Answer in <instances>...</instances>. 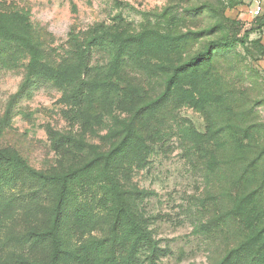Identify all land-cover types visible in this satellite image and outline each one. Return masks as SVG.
Segmentation results:
<instances>
[{
    "label": "rangeland",
    "instance_id": "1",
    "mask_svg": "<svg viewBox=\"0 0 264 264\" xmlns=\"http://www.w3.org/2000/svg\"><path fill=\"white\" fill-rule=\"evenodd\" d=\"M131 6H126V3ZM235 0H0L2 12H24L38 31L47 52L58 59L66 54L70 34L85 36L99 23L116 24L122 12L131 28L146 24L144 12L162 11L170 5L175 13L173 29L185 32L217 26L218 32L199 41H191L182 57L188 58L213 39L233 41L226 52L213 60L216 87L230 95V103L244 126L254 124L264 136V16L251 15L244 4ZM151 19V15L149 16ZM154 21V20H153ZM238 39H244L240 44ZM99 52L92 63L102 62ZM26 61L5 47L0 54V120L10 106L8 123L0 128V151L16 154L30 166L46 173H60L80 166L86 159L83 151L70 145L59 149L55 132L72 134L108 150L106 137L112 117L108 115L93 126L71 122L62 101V90L50 82L35 79L19 93L25 79ZM126 79L140 85L147 97L163 88L159 75L149 77L137 68H128ZM19 93V94H17ZM116 115H124L114 108ZM189 119L204 133L205 114L190 105L170 103L168 108L145 129L160 130L149 137L152 152L142 166H129L120 184L125 189H139L145 195L136 201L135 211L143 218L158 256L152 261L151 250L139 247L135 264H220L242 243H247L227 264H264V235L255 230L239 229L226 211L230 208L228 191H233V166L224 164L223 155H215L213 144L203 150L181 131L179 122ZM149 124V125H150ZM70 149V150H69ZM217 159V162L215 161ZM135 163V162H134ZM128 164V163H125ZM58 182L44 183L22 169L0 174V264L48 262L52 242L31 233L51 224ZM78 191L68 202L62 246L65 251L89 240L105 238L106 254L115 249L113 264L124 261L132 238L119 231L113 241V215L99 203L102 192L97 186ZM84 204L93 222L73 232L78 220L76 206ZM122 243H121V242ZM74 264L72 259H66ZM118 262V263H117Z\"/></svg>",
    "mask_w": 264,
    "mask_h": 264
},
{
    "label": "trees",
    "instance_id": "2",
    "mask_svg": "<svg viewBox=\"0 0 264 264\" xmlns=\"http://www.w3.org/2000/svg\"><path fill=\"white\" fill-rule=\"evenodd\" d=\"M235 1L244 4L243 0ZM126 6L131 5L127 2ZM143 14L147 22L139 29L128 26L120 12L115 25L99 23L83 37L71 33L66 54L58 59L47 52L26 13L0 11V54L5 47H10L26 61L25 79L19 93L35 79H41L62 90V101L68 107L65 115L71 122L93 126L108 115L113 120L106 135L111 141L108 150H101L98 145L70 133L55 132L53 140L57 149L68 144L86 154L83 164L65 172L46 173L16 154L0 151V174L22 169L44 183L59 184L50 226L31 233L51 240L50 260L30 264H70L66 261L68 258L74 264H113L111 260L116 258V251L111 249L106 254L108 240L105 238L89 240L70 251L62 246L68 202L78 191L83 192L88 187L89 191L93 186L102 192L99 203L113 215V241L117 240L120 230L122 235L118 240L132 238L127 256L119 263L135 264L134 256L139 247L150 249L151 260L155 262L158 247L143 218L135 211L136 201L145 192L123 188L120 178L129 179L128 167L142 166L147 160L152 152L148 139L159 135L160 130L153 127V131H146L147 135L144 131L153 126L150 122L157 120L170 103L190 105L205 114L204 133L186 118L179 122L181 131L203 150L207 144H213L217 158L223 155V163L233 166L232 188L235 189L228 191L231 205L226 216L241 230H255L254 237L264 235V136L259 134L256 125L240 123L239 113L230 103L232 97L216 87L212 72L216 54L226 52L233 41L213 39L203 49L184 58V50L191 41L218 32L217 26L176 31L173 29L175 13L170 5L162 11ZM238 41L245 44L244 39ZM95 52L102 54V62L92 63ZM130 67L149 77L159 75L162 90L154 97H147L140 85L126 79L125 72ZM114 108L124 115H116ZM9 116L10 106L0 120V128L8 123ZM84 206H76L79 218L71 225L73 232L93 222ZM247 243L233 248L220 264H227Z\"/></svg>",
    "mask_w": 264,
    "mask_h": 264
},
{
    "label": "built area",
    "instance_id": "3",
    "mask_svg": "<svg viewBox=\"0 0 264 264\" xmlns=\"http://www.w3.org/2000/svg\"><path fill=\"white\" fill-rule=\"evenodd\" d=\"M254 1L256 2V5L250 8V13L254 17H258L263 12L262 0H254Z\"/></svg>",
    "mask_w": 264,
    "mask_h": 264
},
{
    "label": "crops",
    "instance_id": "4",
    "mask_svg": "<svg viewBox=\"0 0 264 264\" xmlns=\"http://www.w3.org/2000/svg\"><path fill=\"white\" fill-rule=\"evenodd\" d=\"M244 1V7L249 9L254 7L256 5V2L254 0H243ZM262 7H263V12H262V16H264V0H262Z\"/></svg>",
    "mask_w": 264,
    "mask_h": 264
}]
</instances>
